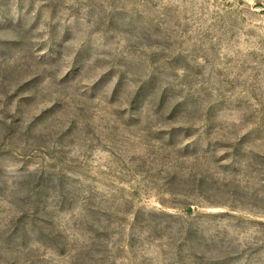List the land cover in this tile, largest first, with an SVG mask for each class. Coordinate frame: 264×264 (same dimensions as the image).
Returning a JSON list of instances; mask_svg holds the SVG:
<instances>
[{"label":"rangeland","instance_id":"rangeland-1","mask_svg":"<svg viewBox=\"0 0 264 264\" xmlns=\"http://www.w3.org/2000/svg\"><path fill=\"white\" fill-rule=\"evenodd\" d=\"M0 264H264V0H0Z\"/></svg>","mask_w":264,"mask_h":264}]
</instances>
